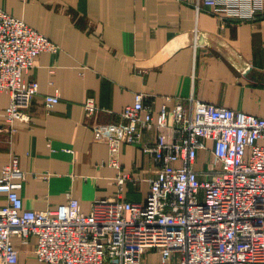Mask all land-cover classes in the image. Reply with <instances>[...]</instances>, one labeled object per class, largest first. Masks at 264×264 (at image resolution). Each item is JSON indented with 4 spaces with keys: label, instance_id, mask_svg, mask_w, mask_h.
<instances>
[{
    "label": "crops",
    "instance_id": "obj_1",
    "mask_svg": "<svg viewBox=\"0 0 264 264\" xmlns=\"http://www.w3.org/2000/svg\"><path fill=\"white\" fill-rule=\"evenodd\" d=\"M222 6L203 0H0L2 10L59 47L41 52L25 73L38 91L27 109L30 121L15 122L13 133L5 123L9 97L0 92V167L10 153L19 156L25 209L52 211L75 198L88 213L98 198L145 199L156 167L141 145L155 142L158 133L169 140L170 129L151 127L138 145L121 144L118 167L109 163L105 137L94 131L100 126L117 135L119 115L137 92L154 120L165 96L172 98L169 107L193 97L264 116V14L219 19ZM56 92L59 101L47 112L44 97ZM87 98L97 107L90 117L83 108ZM211 146L207 141L193 164L201 179ZM122 174L126 179L118 184ZM5 203L0 192V206ZM11 241L16 264H46L34 257L33 237L26 244ZM158 261V251L144 252L142 264Z\"/></svg>",
    "mask_w": 264,
    "mask_h": 264
},
{
    "label": "built area",
    "instance_id": "obj_2",
    "mask_svg": "<svg viewBox=\"0 0 264 264\" xmlns=\"http://www.w3.org/2000/svg\"><path fill=\"white\" fill-rule=\"evenodd\" d=\"M203 1L223 5L216 9L219 19L264 14V0ZM58 50L45 35L0 8V92L9 97L4 111L8 133L15 131V122L30 121L27 109L38 83L25 79V73L41 52ZM58 101L57 92L45 95L46 111ZM171 101L164 97L154 120L144 94L137 92L119 115L117 135L94 128L105 137L114 167L121 144L138 145L151 127L170 129L169 140L158 133L155 142L141 145L156 167L143 201L98 198L88 213L75 198L52 211L25 209L18 191L26 172L19 156L10 153L0 167V192L6 195L0 206V264L18 261L12 237L23 244L33 237L34 257L46 264H142L151 249L159 253L158 264H264V116L193 97L174 100L169 107ZM83 108L87 117L97 112L91 98ZM207 141L212 142V159L201 179L193 164ZM125 179L120 175L118 184Z\"/></svg>",
    "mask_w": 264,
    "mask_h": 264
},
{
    "label": "rangeland",
    "instance_id": "obj_3",
    "mask_svg": "<svg viewBox=\"0 0 264 264\" xmlns=\"http://www.w3.org/2000/svg\"><path fill=\"white\" fill-rule=\"evenodd\" d=\"M263 143H264V142H260V144H263ZM247 155H248V150H246V156H247ZM211 159H212V158H211ZM211 159H210V160H211ZM210 160H209V161H210ZM210 163H211V162H210ZM208 167H209V165H208ZM217 167H218V166H217ZM152 250H153V251H156L155 249H152Z\"/></svg>",
    "mask_w": 264,
    "mask_h": 264
}]
</instances>
